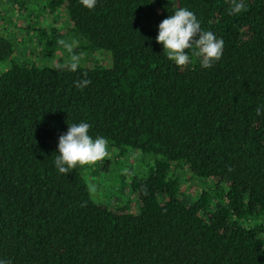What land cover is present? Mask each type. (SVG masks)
Returning <instances> with one entry per match:
<instances>
[{
	"label": "trees",
	"instance_id": "16d2710c",
	"mask_svg": "<svg viewBox=\"0 0 264 264\" xmlns=\"http://www.w3.org/2000/svg\"><path fill=\"white\" fill-rule=\"evenodd\" d=\"M244 3L229 14L230 0H97L91 10L45 0L44 10H62L63 28L32 13L19 32L12 25L41 65L15 61L17 42L0 32V261L264 264V0ZM24 5L0 0L17 13ZM181 7L223 38L213 67L192 49L178 67L156 42ZM59 40L74 42L73 53ZM72 54L82 57L77 71L56 67ZM82 79L91 83L77 88ZM80 122L108 140L115 178L102 177L108 162L56 169L54 139ZM134 154L150 164L122 181L129 171L117 158ZM93 174L120 195L94 201Z\"/></svg>",
	"mask_w": 264,
	"mask_h": 264
},
{
	"label": "clouds",
	"instance_id": "9594fccd",
	"mask_svg": "<svg viewBox=\"0 0 264 264\" xmlns=\"http://www.w3.org/2000/svg\"><path fill=\"white\" fill-rule=\"evenodd\" d=\"M97 0H80L87 9H93ZM231 10L229 14H239L246 11L244 0H230ZM173 14L163 19L158 25L156 42L163 45L167 52V58L175 62L176 66L184 67L190 63L186 50L192 49L193 55L200 58L202 68L213 67L214 62L219 61L223 55L224 40L217 38L211 31L201 29L200 21L195 14L187 8L181 7ZM69 53H73L74 42L59 40ZM82 57L72 54L70 60L64 64H57L59 69L67 68L71 72L80 67ZM87 76V73H84ZM91 83L88 79L76 81V87L83 89ZM257 115H261V108H257ZM91 125L86 122L68 125L66 134L58 139V155L54 164L60 174L67 175L77 165L84 166L103 161L109 156V142L106 138L89 135ZM94 190V187H93ZM0 264H4L0 261ZM7 264H11L8 261Z\"/></svg>",
	"mask_w": 264,
	"mask_h": 264
},
{
	"label": "rangeland",
	"instance_id": "374dc122",
	"mask_svg": "<svg viewBox=\"0 0 264 264\" xmlns=\"http://www.w3.org/2000/svg\"><path fill=\"white\" fill-rule=\"evenodd\" d=\"M43 1H45V0H25V5H24L25 10L21 9L19 13L16 12L15 6L11 9H9V8L6 9L3 7H0V13H2L3 15H6L9 12L8 13V20H10V22L8 21L6 23H3L1 25V27L3 26V28H5V31H2L3 29L0 28V32L1 33L3 32V35L7 36V38L9 40H11L13 43L17 42V46L15 47V54L12 55V58H14L15 61L26 60L27 62H33L36 65H41L43 62L42 61L43 57H41V56L37 57L34 54V53H36V48L31 46L33 40H31L32 42H30L29 39H26L27 36H25L24 38L19 40L20 35L16 31H14V27L12 26L13 24L18 26V27L15 26V29H19L18 32L20 31V29H23V28H20V25L23 24L22 21H23V15L24 14L27 15L28 13H32L30 15V17L35 18L37 20L39 26L48 25L50 27H55L56 29L57 28L61 29L64 26V24L62 23V17L64 16L62 10H59V11L58 10H54V11L44 10L43 5H42ZM28 19L29 18H27V16H24L25 23H27ZM27 38H29V37H27ZM97 54L99 55V53H97ZM105 55H107V60H105V65H106L110 62V60H109L108 54L106 53ZM24 56H26V57H24ZM52 56H54V55H52ZM46 62L47 63L49 62V64H52L55 62V60L53 58L50 60L47 57ZM61 64H64V62ZM7 66H8L7 62L6 63H3V62L0 63V70L5 69ZM58 139H59V137L54 139V144L57 146H58ZM113 152L114 151L112 150V148H110L108 157H106L103 161H98L94 164H91V166H89V167L95 168V166H99L103 162H108L109 163L108 172L104 173V175L102 177L108 176L111 179L115 178V176L111 174L112 165L114 166V168H116V166H117L115 164H112L114 162L113 161ZM136 154H134V156H132L133 157V158H131L132 160H129V159L125 160L122 157L117 158V160L123 164V166H122L123 171L124 170L129 171V172H126L125 174H123V172L120 171L122 173V175H124V178H121L122 181H126V179L128 178L129 175H133V174L143 175L146 168L150 164V160H148L146 158H142V157L140 158V156L136 155ZM137 156H138V158H136ZM99 174L102 175V173H99ZM86 175H88V174H86ZM94 175H96V174H93V176H89V178H85V180L88 184V188H89L91 197L93 198L94 201L109 203L111 201V197H115V196H117V194H119L117 191L114 190V186H113L114 182H112L113 184L111 186H109L104 181V179L100 180L99 176H94ZM122 175H121V177H122ZM118 180H120V179H118ZM96 184H99V185H96ZM93 187H94V190H93Z\"/></svg>",
	"mask_w": 264,
	"mask_h": 264
}]
</instances>
